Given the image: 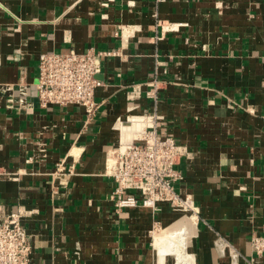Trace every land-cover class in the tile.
<instances>
[{
  "label": "crops",
  "instance_id": "1",
  "mask_svg": "<svg viewBox=\"0 0 264 264\" xmlns=\"http://www.w3.org/2000/svg\"><path fill=\"white\" fill-rule=\"evenodd\" d=\"M87 47L117 53L83 126L80 106H39L34 82L40 53ZM142 113L191 152L175 189L196 206L194 263L264 264L249 242L264 234V0H0V219L33 210L30 264H159L153 235L182 215L116 214L103 174L119 122Z\"/></svg>",
  "mask_w": 264,
  "mask_h": 264
},
{
  "label": "built area",
  "instance_id": "2",
  "mask_svg": "<svg viewBox=\"0 0 264 264\" xmlns=\"http://www.w3.org/2000/svg\"><path fill=\"white\" fill-rule=\"evenodd\" d=\"M116 53L94 47L82 52L70 49L40 53L34 82L39 106H80L86 126L100 107L94 91L102 83L98 74L103 58ZM157 87V80H153L146 96L155 99ZM140 92L136 84L127 92V98L139 97ZM157 119L155 113L125 116L119 122L117 144L105 154L103 174L113 180L108 200L116 214L135 206L158 210L159 203H167L176 211H196L193 199L175 189V183L183 178L181 159L191 152L173 134L158 129ZM124 127L129 129L125 139L121 137ZM31 212L19 206L0 219V264H30L32 248L23 219ZM249 242L256 256L264 254V234H252ZM250 264H255L252 259Z\"/></svg>",
  "mask_w": 264,
  "mask_h": 264
},
{
  "label": "bare ground",
  "instance_id": "3",
  "mask_svg": "<svg viewBox=\"0 0 264 264\" xmlns=\"http://www.w3.org/2000/svg\"><path fill=\"white\" fill-rule=\"evenodd\" d=\"M129 129L124 127L121 132L122 138H128ZM187 228L178 230L177 221L165 226L162 230L154 233L153 244L157 251V262L161 264L167 255H174L177 260H186L187 264H195L193 255L186 250L187 230L194 229L193 216L186 218ZM192 232V231H191ZM185 235V236H183ZM153 248V247H152ZM156 255V254H155Z\"/></svg>",
  "mask_w": 264,
  "mask_h": 264
},
{
  "label": "rangeland",
  "instance_id": "4",
  "mask_svg": "<svg viewBox=\"0 0 264 264\" xmlns=\"http://www.w3.org/2000/svg\"><path fill=\"white\" fill-rule=\"evenodd\" d=\"M178 212L180 213V215H182V216L178 217L175 220V221H177L178 230H180L182 228L186 229L188 227L187 224H186V218L187 217H191V216H188V214L190 212H187V211H178ZM160 228H162V227H159V229ZM159 229L157 231H155V233L158 232ZM191 231H192V229L191 230H187L185 235L188 237L189 235H191V233H192ZM185 235H183V236H185ZM167 260L168 261H165L164 264H174V262H175V264H187L186 260H184V259L183 260L182 259L181 260H177L173 254H172V256H168Z\"/></svg>",
  "mask_w": 264,
  "mask_h": 264
}]
</instances>
